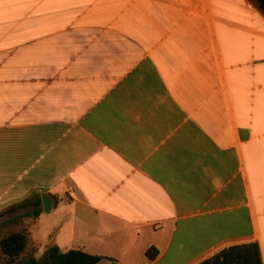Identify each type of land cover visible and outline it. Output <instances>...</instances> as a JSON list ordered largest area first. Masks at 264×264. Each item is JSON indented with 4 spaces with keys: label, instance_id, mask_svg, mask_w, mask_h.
<instances>
[{
    "label": "crops",
    "instance_id": "1",
    "mask_svg": "<svg viewBox=\"0 0 264 264\" xmlns=\"http://www.w3.org/2000/svg\"><path fill=\"white\" fill-rule=\"evenodd\" d=\"M13 232L95 264L255 241L264 264L254 1L0 0V240Z\"/></svg>",
    "mask_w": 264,
    "mask_h": 264
},
{
    "label": "trees",
    "instance_id": "2",
    "mask_svg": "<svg viewBox=\"0 0 264 264\" xmlns=\"http://www.w3.org/2000/svg\"><path fill=\"white\" fill-rule=\"evenodd\" d=\"M258 9L264 14V0H253ZM25 246V236L20 232H13L0 240V249L8 257H16ZM157 253L154 247H148L145 254L153 258ZM101 256L85 252L78 248L61 251L58 246L51 245L47 250L45 264H95ZM28 264H38L30 259ZM110 264H116L111 262ZM197 264H262L258 243L255 241L231 244L225 246L210 257Z\"/></svg>",
    "mask_w": 264,
    "mask_h": 264
},
{
    "label": "rangeland",
    "instance_id": "3",
    "mask_svg": "<svg viewBox=\"0 0 264 264\" xmlns=\"http://www.w3.org/2000/svg\"><path fill=\"white\" fill-rule=\"evenodd\" d=\"M45 245L47 246V244ZM45 245L43 244V246ZM47 247H49V245ZM47 250L48 248H43L41 252L36 254L34 247L29 246L13 258L3 255L0 250V264H28L30 259L36 260L38 264H45L47 261Z\"/></svg>",
    "mask_w": 264,
    "mask_h": 264
},
{
    "label": "water",
    "instance_id": "4",
    "mask_svg": "<svg viewBox=\"0 0 264 264\" xmlns=\"http://www.w3.org/2000/svg\"><path fill=\"white\" fill-rule=\"evenodd\" d=\"M41 199H42V208H43V211L45 212H49L50 211V208L52 206V200L49 196H47L46 194H43L41 196Z\"/></svg>",
    "mask_w": 264,
    "mask_h": 264
}]
</instances>
